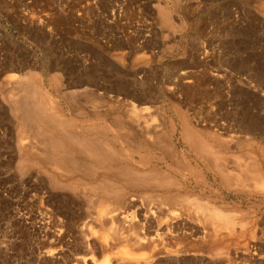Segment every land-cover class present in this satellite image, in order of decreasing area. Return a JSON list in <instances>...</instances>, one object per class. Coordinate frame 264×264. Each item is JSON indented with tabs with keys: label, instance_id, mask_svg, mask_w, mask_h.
<instances>
[{
	"label": "rangeland",
	"instance_id": "1",
	"mask_svg": "<svg viewBox=\"0 0 264 264\" xmlns=\"http://www.w3.org/2000/svg\"><path fill=\"white\" fill-rule=\"evenodd\" d=\"M160 11H165L168 21ZM30 72L43 80L45 90L59 101L67 118L73 117L69 105L84 112L96 100L100 109L159 113L153 121L156 124L177 125L181 112L189 125L224 138L225 144L234 147L229 158L247 150L260 164L264 159V0H0V95L9 93ZM53 80L59 85L53 86ZM75 99L81 102L77 105ZM2 107L0 264H71L74 257L84 255L75 235L90 225V213L62 199L61 192L42 194L36 168L23 172L17 166L19 145L28 146L31 140H21L19 123ZM247 141V148L238 149ZM211 184L218 200L251 212L250 232L239 239L223 238L222 256L210 252L209 228L198 226L190 209L180 220L183 227L179 222L165 224L156 214L144 219L146 205L136 202L126 210L133 213L134 224L114 227L130 244L139 240L148 245V264L257 263V259L243 260V253L246 249L264 255L263 194L254 188L250 190L254 195L226 191L218 181ZM41 196L47 201L43 205L67 207L58 216L59 229H39L37 205H30L29 200ZM148 207L147 212L154 209ZM251 234L255 240H249ZM55 250L60 256L48 258L47 251L54 254ZM91 256L101 262L105 254L93 249Z\"/></svg>",
	"mask_w": 264,
	"mask_h": 264
},
{
	"label": "bare ground",
	"instance_id": "2",
	"mask_svg": "<svg viewBox=\"0 0 264 264\" xmlns=\"http://www.w3.org/2000/svg\"><path fill=\"white\" fill-rule=\"evenodd\" d=\"M160 13L165 18V11ZM30 73L17 81V85L10 92L8 90L9 93L0 95V109L4 110V105L10 115L15 117L19 123L21 140L26 137L31 140V143L28 140V146L20 148L18 143L21 141L19 139L18 142L17 139L20 154L17 166L23 172L26 168H36L35 175L39 182L37 187H40L42 194L53 190L61 192L62 199L69 200V203L76 202L78 207H84L90 213V225L87 228L81 227L75 235L84 255L72 257L71 264H148V256H145L148 245L139 240L130 244L123 237L124 234L118 235L117 228L114 227L121 229L125 224L130 226L133 223L131 213L127 214L126 210L136 206V202L143 201V205H146L145 210L143 209L146 211L144 219L156 214L164 219L165 224L179 222L182 225L184 221L180 220L187 216L185 210H193L191 218L199 221L198 226L202 224L209 228V237L205 232L204 236L208 238L210 252L217 256H222L220 254L226 245L223 238L239 239L240 235L248 232L251 212L248 209L242 212L240 207L218 200L211 182L218 181L220 188L226 191L239 190L248 195L252 188L258 189L264 196V159L260 164L247 150L248 153L244 151L240 156L229 158L232 147L223 142L224 138L221 140L210 132L200 131L189 125L181 112L177 114L180 121L177 125L172 122L169 125L160 124L161 122L156 124L153 121L159 113L155 115L144 109L124 110L125 112L102 110L96 100L91 101L93 105L85 107L84 112L69 105V113L73 117L67 118L59 101L45 90L43 80L34 77L35 73ZM52 82L53 86L55 83L59 85V81ZM70 97L71 104L73 97ZM106 101L107 98L102 103ZM160 113L163 115L160 114L161 117L165 116ZM240 147L247 148L248 141L247 145L239 144L238 149ZM45 199L41 196L39 199L29 200L30 205H37L36 216L41 222L39 229L46 231L48 226L59 229L62 224L58 216L66 213L67 207L64 203L62 206H55L54 203L50 204L51 201L48 202L50 205H46ZM43 201L46 202L45 205ZM147 204L153 205L154 209L147 212L150 208ZM191 218L189 217L190 220ZM61 230H56L58 235L62 233ZM96 233L99 235L96 236ZM111 236L113 240L109 239ZM249 236V240H255L252 239V234ZM50 246L49 241L48 247ZM234 247L237 248V244ZM93 249H98L102 256L105 254L104 259H100L101 262H97L92 256L88 257ZM113 250L115 253L110 258L109 253ZM46 255L48 258L55 255L59 257L60 253L47 251ZM246 257L254 262L257 259L255 264L264 262V255L258 256L245 249L243 260H247Z\"/></svg>",
	"mask_w": 264,
	"mask_h": 264
}]
</instances>
